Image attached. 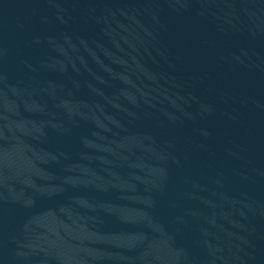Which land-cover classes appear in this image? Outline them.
Returning <instances> with one entry per match:
<instances>
[{
  "label": "water",
  "instance_id": "obj_1",
  "mask_svg": "<svg viewBox=\"0 0 264 264\" xmlns=\"http://www.w3.org/2000/svg\"><path fill=\"white\" fill-rule=\"evenodd\" d=\"M0 264H264V0H0Z\"/></svg>",
  "mask_w": 264,
  "mask_h": 264
}]
</instances>
